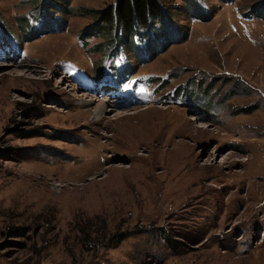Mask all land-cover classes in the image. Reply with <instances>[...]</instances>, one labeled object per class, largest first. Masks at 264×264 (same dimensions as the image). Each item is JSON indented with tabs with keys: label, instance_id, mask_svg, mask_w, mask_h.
Wrapping results in <instances>:
<instances>
[{
	"label": "rangeland",
	"instance_id": "374dc122",
	"mask_svg": "<svg viewBox=\"0 0 264 264\" xmlns=\"http://www.w3.org/2000/svg\"><path fill=\"white\" fill-rule=\"evenodd\" d=\"M163 1L0 0V264H264V0Z\"/></svg>",
	"mask_w": 264,
	"mask_h": 264
},
{
	"label": "trees",
	"instance_id": "16d2710c",
	"mask_svg": "<svg viewBox=\"0 0 264 264\" xmlns=\"http://www.w3.org/2000/svg\"><path fill=\"white\" fill-rule=\"evenodd\" d=\"M35 1L37 2V4L43 3L42 6L44 11H49L54 6L57 7L56 3H58V0ZM166 7L167 5L163 0H114V2H112L105 8L83 9H85L84 12L90 11L98 16L96 21L89 25L90 27L87 26V28H91L90 31L87 32L90 34H97L102 32L111 33L110 42L113 44L116 42V40H134V34L137 32L139 33V31L142 33H140L141 35L146 34L150 25L154 24L156 21H159L162 19V17H164L163 10L166 9ZM40 17L42 19V16ZM44 18L45 20L48 19V15H46ZM44 18L41 22L44 21ZM36 20L38 19L35 18V21ZM3 32L5 33L6 30ZM107 48L109 47L104 46V50H106ZM100 231L101 230L99 228L91 226L89 228V233L86 235L85 239L93 241L97 240L98 242H102L105 238V234ZM170 242L172 243L173 241L170 240Z\"/></svg>",
	"mask_w": 264,
	"mask_h": 264
},
{
	"label": "bare ground",
	"instance_id": "6f19581e",
	"mask_svg": "<svg viewBox=\"0 0 264 264\" xmlns=\"http://www.w3.org/2000/svg\"><path fill=\"white\" fill-rule=\"evenodd\" d=\"M102 103L104 104L103 101H102ZM105 106H108V105L106 104ZM102 108H106V107L103 106ZM150 109H152V108H150ZM101 110H102V109H99V112H101ZM133 113H134V112H133ZM117 115H118L117 118H120L121 116H124V115H127V114L122 115V114H118V113H117ZM115 118H116V117H115Z\"/></svg>",
	"mask_w": 264,
	"mask_h": 264
}]
</instances>
